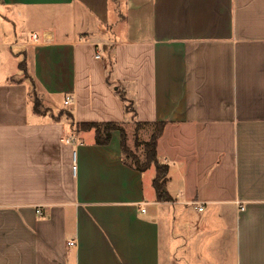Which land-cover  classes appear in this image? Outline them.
I'll return each instance as SVG.
<instances>
[{"label":"crops","instance_id":"crops-1","mask_svg":"<svg viewBox=\"0 0 264 264\" xmlns=\"http://www.w3.org/2000/svg\"><path fill=\"white\" fill-rule=\"evenodd\" d=\"M0 264H264V0H0Z\"/></svg>","mask_w":264,"mask_h":264},{"label":"trees","instance_id":"trees-1","mask_svg":"<svg viewBox=\"0 0 264 264\" xmlns=\"http://www.w3.org/2000/svg\"><path fill=\"white\" fill-rule=\"evenodd\" d=\"M33 85V84H32ZM120 99L125 103V112L133 115V110L130 104L127 103L122 92H117ZM164 123L154 122L139 124L136 123L135 126L140 127H150L151 132L148 140L143 144L142 159L133 158L130 156L131 162L128 161L129 154L126 149V136L121 128L120 124L115 123H91V124H81L79 128L82 130H92L94 133V143L98 146L106 145L110 140V134L112 131H118L120 134V151L122 155V161L124 164L129 165L137 172H144L150 167H154L155 176L152 181L153 190L155 193V198L158 202H168L170 197L165 191L166 176H167V166L159 164L156 159V145L157 140L162 134Z\"/></svg>","mask_w":264,"mask_h":264},{"label":"rangeland","instance_id":"rangeland-1","mask_svg":"<svg viewBox=\"0 0 264 264\" xmlns=\"http://www.w3.org/2000/svg\"><path fill=\"white\" fill-rule=\"evenodd\" d=\"M121 13H123L122 10ZM35 100L39 102L38 99ZM57 114L67 115L65 112H59ZM135 125L136 123H126L125 125H121V128L123 129L126 136V149L129 154V157L127 158L129 162L132 161L130 160V156H132L133 158L142 159L143 144L148 140L151 132L150 127H137Z\"/></svg>","mask_w":264,"mask_h":264},{"label":"built area","instance_id":"built-area-1","mask_svg":"<svg viewBox=\"0 0 264 264\" xmlns=\"http://www.w3.org/2000/svg\"><path fill=\"white\" fill-rule=\"evenodd\" d=\"M29 38H30V40H31L32 42H36L37 39H38V36H37L36 34H31V35L29 36ZM95 55H96V58H99V57H100V54H99V53H96ZM63 104H64L65 106H69V105H71V104H72V99H71V97H70V96H65L64 101H63ZM62 141H63L64 144L72 145V144H74L75 141H76V134L73 133V134H71L70 136L64 138ZM73 160H74V154H73ZM72 170H73V171L75 170V165H74V164H73V166H72ZM197 210H198V211H201V210H202V206H200V205L197 206ZM35 212L38 214V213H39V210H36ZM141 212L144 213V212H145L144 209H142ZM67 245H68V246H71V245H73V243H72V242H68Z\"/></svg>","mask_w":264,"mask_h":264}]
</instances>
